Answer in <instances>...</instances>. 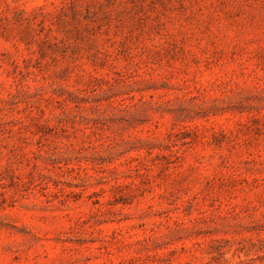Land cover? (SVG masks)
<instances>
[{"label": "rangeland", "instance_id": "374dc122", "mask_svg": "<svg viewBox=\"0 0 264 264\" xmlns=\"http://www.w3.org/2000/svg\"><path fill=\"white\" fill-rule=\"evenodd\" d=\"M0 264H264V0H0Z\"/></svg>", "mask_w": 264, "mask_h": 264}]
</instances>
